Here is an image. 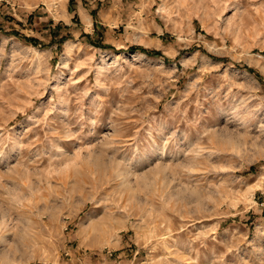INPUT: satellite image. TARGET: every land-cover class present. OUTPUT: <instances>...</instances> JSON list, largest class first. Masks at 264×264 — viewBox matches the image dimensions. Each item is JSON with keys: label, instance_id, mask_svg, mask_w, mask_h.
I'll return each instance as SVG.
<instances>
[{"label": "rangeland", "instance_id": "1", "mask_svg": "<svg viewBox=\"0 0 264 264\" xmlns=\"http://www.w3.org/2000/svg\"><path fill=\"white\" fill-rule=\"evenodd\" d=\"M0 264H264V0H0Z\"/></svg>", "mask_w": 264, "mask_h": 264}, {"label": "crops", "instance_id": "2", "mask_svg": "<svg viewBox=\"0 0 264 264\" xmlns=\"http://www.w3.org/2000/svg\"><path fill=\"white\" fill-rule=\"evenodd\" d=\"M74 4L77 6V7H75L76 10H77V13H75V14H78V15H79V13L82 12V11L84 10V9L82 8V6H83V5H82V2H77V1H75L74 3H71V5H74ZM69 9H70V7L67 8V10H69ZM68 14H69V12H68ZM73 18H74V16H72V15H70L69 17L67 16V17H66L67 22H65V23H66L65 25H69V24H67L68 22L72 24V23H73V22H72Z\"/></svg>", "mask_w": 264, "mask_h": 264}, {"label": "bare ground", "instance_id": "3", "mask_svg": "<svg viewBox=\"0 0 264 264\" xmlns=\"http://www.w3.org/2000/svg\"><path fill=\"white\" fill-rule=\"evenodd\" d=\"M68 49V48H67ZM71 52V51H70Z\"/></svg>", "mask_w": 264, "mask_h": 264}]
</instances>
